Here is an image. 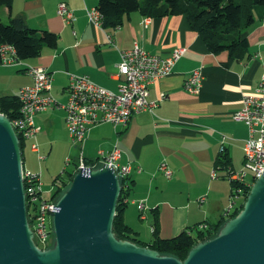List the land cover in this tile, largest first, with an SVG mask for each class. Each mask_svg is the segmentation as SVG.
<instances>
[{"label": "crops", "instance_id": "crops-1", "mask_svg": "<svg viewBox=\"0 0 264 264\" xmlns=\"http://www.w3.org/2000/svg\"><path fill=\"white\" fill-rule=\"evenodd\" d=\"M60 2L73 11L71 20L57 14ZM96 6L97 0H10L9 6L0 5L2 22L21 17L32 28L58 35L54 46H44L39 56L22 61L42 65L50 72V94L57 104L67 99L70 73L88 75L96 84L117 90L121 82L117 76L119 53L134 43L162 56L181 47L184 53L168 75L148 86V98L157 105L151 111L132 115L126 126L96 125L81 145H75L66 129L64 110L51 106L34 116L37 131L26 142L29 146L35 142L45 160L51 155L59 158L71 154L69 162H77L72 153L75 148L78 157L82 152L96 166L101 165L96 158L99 151L118 147L122 163L130 161L141 168L128 175L130 202L122 212L124 222L140 241L152 240L155 222L162 238L214 226L230 201L232 182L228 172L243 164L247 128L232 114L242 107V96L254 93L264 76V5L252 8L253 21L242 34L250 56L239 61L229 60L225 51L211 53L198 33L191 30L184 14L152 17L131 11L123 14L115 27H97L86 14V9ZM196 68L201 69L202 82L196 93H189L183 87L184 79ZM32 82L22 66L0 64V96L18 95L20 87ZM222 151L230 158V168L216 166ZM161 162L172 170L169 177L158 170ZM214 167L216 177L210 174ZM22 170L38 175L44 197L51 196L43 193L46 186L51 184L55 191L51 170H26L23 156ZM201 196H205L202 203ZM139 201L145 203L144 218L139 216Z\"/></svg>", "mask_w": 264, "mask_h": 264}, {"label": "water", "instance_id": "water-1", "mask_svg": "<svg viewBox=\"0 0 264 264\" xmlns=\"http://www.w3.org/2000/svg\"><path fill=\"white\" fill-rule=\"evenodd\" d=\"M120 193V177L106 164L75 171L52 215L54 242L39 248L26 212L19 138L0 112V264H264V173L241 209L183 260L116 237Z\"/></svg>", "mask_w": 264, "mask_h": 264}, {"label": "built area", "instance_id": "built-area-1", "mask_svg": "<svg viewBox=\"0 0 264 264\" xmlns=\"http://www.w3.org/2000/svg\"><path fill=\"white\" fill-rule=\"evenodd\" d=\"M57 14L65 21L73 18V11L64 2L57 5ZM90 23L103 27V16L96 7L86 9ZM149 17L145 19V22ZM109 38V35L107 34ZM110 40V39H109ZM185 48H176L168 55L162 56L144 50L138 43L129 49L120 51V61L117 64V76L120 84L117 90L104 88L93 82L88 75L69 74L67 99L57 104L50 94L52 77L42 65H28L18 58L16 49L8 43L0 44V64L6 66H22L24 71L32 77V84L20 87L18 90L19 109L10 119L19 142L31 138L37 131L34 116L51 106L61 108L65 113V125L70 140L75 145H81L89 129L96 125L109 123L114 126H126L134 114L151 111L157 104L149 100L148 86L157 79L168 75L175 61L184 53ZM200 68L192 70L184 79L183 87L189 93H196L202 82ZM242 107L232 114L236 121L243 122L247 128V136L243 145V164L237 170H229L228 177L234 182L228 205L223 209L222 217L227 218L240 206L238 201L244 197V190H249L257 177L264 173V76L259 80L252 94L242 96ZM30 149L38 152L34 142ZM39 162L45 156L37 154ZM101 165L106 164L121 176H128L133 170L140 172L138 165L133 166L130 161L122 163L121 150L114 146L108 152L99 151L96 156ZM69 161V159L67 160ZM100 165V166H101ZM99 166V165H98ZM86 163L82 154L78 157L77 170L98 167ZM216 168L210 174L216 177ZM158 170L169 177L172 170L165 162H161ZM250 172V179L246 177ZM26 212L33 232V241L41 249L52 246L54 233L52 230V215L57 210L58 196L49 198L42 195V185L37 174L22 170ZM205 201V196L199 202ZM124 202H130L124 199ZM140 218H144V201H139ZM230 218V217H229Z\"/></svg>", "mask_w": 264, "mask_h": 264}, {"label": "trees", "instance_id": "trees-1", "mask_svg": "<svg viewBox=\"0 0 264 264\" xmlns=\"http://www.w3.org/2000/svg\"><path fill=\"white\" fill-rule=\"evenodd\" d=\"M1 6H9L10 0H0ZM255 5H264V0H97L96 8L103 16V27H115L120 24L122 15L131 11H139L147 16H164L169 14H184L191 30L198 33L207 49L213 54L227 52L229 60H242L250 56L247 39L243 32L253 21L252 8ZM58 40L56 33L47 29L39 30L30 27L23 18H10L7 22L0 19V44H11L18 58L27 60L39 56L44 46H54ZM18 95L0 96V112L12 119L18 112ZM23 156V142L20 141ZM216 166L230 168V158L224 151L220 152ZM86 160V159H85ZM92 165L94 162L86 160ZM77 167V162H74ZM68 171V178L62 174L54 179L56 186L53 197L61 193L68 185L71 176L75 173ZM59 180V182L57 181ZM128 176L120 177L121 193L118 198L116 214L113 220V232L116 237L148 246L161 254L171 255L183 260L195 243L214 236L227 218L221 219L214 226L195 228L193 231H182L169 238L158 235L155 222L152 226L153 238L150 242L140 241L136 232L123 220L124 199H128L130 186ZM232 186L234 184L233 181ZM25 186V181H24ZM248 191L244 190L245 200ZM129 200V199H128ZM242 203L229 217L234 216L242 207ZM157 213H155V216ZM228 217V218H229Z\"/></svg>", "mask_w": 264, "mask_h": 264}, {"label": "rangeland", "instance_id": "rangeland-1", "mask_svg": "<svg viewBox=\"0 0 264 264\" xmlns=\"http://www.w3.org/2000/svg\"><path fill=\"white\" fill-rule=\"evenodd\" d=\"M11 66H14V65H11ZM27 140L28 139H26L24 141L25 143L23 142V167H24V169H26V170L32 169V170L39 171L40 168H41V169L45 170V172L47 170H51L52 171V179L54 177H56L57 175H61V174H62V178L63 179L68 178V171H70L74 167L73 163L67 161L69 159L68 157H72V156H70L71 154L68 155V156H67V154H66V156H64V154H63L59 158H56L54 155H51L49 157V159L46 158V160L44 159L43 161H41V165L42 166H40V164H38V162L36 160V157H35V156H37L38 152L36 154V153H32L30 151L29 142H26ZM72 153L76 154V158L75 159L77 160L78 159L77 158L78 157V151L74 148ZM76 170H77V167H74V171H76ZM32 174H34V173H32ZM246 179L247 180L250 179V172L249 171H248V175H247ZM57 181L59 182V180H57ZM54 187L56 188L55 185H54ZM64 189L61 191V193L64 191ZM43 193L46 196L52 195L53 187L51 186V184H50V186H46L43 189ZM241 202H244V199L241 198L238 201V203H241Z\"/></svg>", "mask_w": 264, "mask_h": 264}]
</instances>
